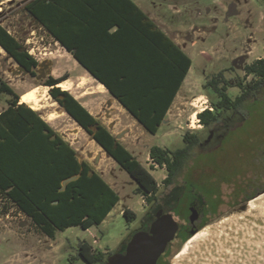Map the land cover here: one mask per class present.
<instances>
[{"label":"rangeland","instance_id":"rangeland-1","mask_svg":"<svg viewBox=\"0 0 264 264\" xmlns=\"http://www.w3.org/2000/svg\"><path fill=\"white\" fill-rule=\"evenodd\" d=\"M29 1L0 0V25L38 61L39 77L32 79L19 72L12 61L5 59L6 53L0 49V78L8 82L20 96L24 91L39 88L43 109L35 111L76 149L81 161H87L102 175L119 194L120 202L100 226H93L88 230L71 227L57 232L55 239L43 235L14 205L6 201L0 202V264H87L77 257L82 243L90 245L94 253L114 254L121 249L126 240L146 230L148 213L157 205L148 206L144 197L134 194L137 187L135 181L109 158L103 148L91 140V136L51 97L50 89L45 87L44 83L49 77L61 79L66 76V80L72 83L66 91L101 124L107 128L114 127L113 131L121 137L122 145L157 181L158 195L164 199L159 202V205H162L161 209L171 213L180 224L187 221L191 214L189 201L200 197L201 194L209 201V193L212 192L210 187L219 184L217 181L211 183V179L224 177V174L216 173L211 178V170H227L232 165H229L232 151L224 146L239 144L237 140L249 134L256 143H261L258 140H264V87L252 95L243 105L241 112L235 110L225 112L220 121L211 128L204 129L198 115L197 118L192 116L195 112L198 114L211 107V104L218 100L214 92L204 88L206 82L214 75L225 71L228 79L245 78L246 83L252 80V76L245 77V67L264 57V0H145L153 6L158 4V11L156 10L158 17L177 27L186 44V52L192 59V67L185 83L156 135L147 133L116 100L113 106H109V101H112L109 91L98 88L99 84L83 72L84 69L73 56L60 44L56 45L53 38L25 11V5ZM58 55L63 58H59ZM83 78L89 81L88 85L79 87V82ZM100 90L105 94L102 95ZM229 95L235 99L240 95V89L231 87ZM8 99L7 95L0 93V112L7 108ZM51 113L63 114L64 117L51 121L49 120ZM76 129L78 134H74ZM187 132H197L200 145L223 147L215 149L214 153L204 152L206 149L196 147L174 181L172 194L166 197L172 188L163 187L167 171L156 165L152 167L150 149L153 146L171 151L182 149L185 146L183 137ZM215 188L217 187L212 189L213 192ZM176 199L183 205L173 207V203L170 202ZM127 209L136 214L135 220L128 221L124 217V211ZM244 210L245 208L231 211L215 218L207 226H214L222 219L230 218ZM256 220L259 224L262 222V229L256 226L252 230L253 234L246 232L247 239L242 235L244 231L237 230L242 235L241 241L243 239L248 242L255 241L253 236L264 232V220L259 217H256ZM253 224V219H249L246 227L251 229ZM190 239L178 246L170 247L171 253L167 256L166 264L175 263L176 257ZM221 246V250L216 251L217 254L212 250L213 254L207 255L198 264H230L234 258L230 259L227 255L228 250L223 248L225 247L223 244ZM221 251L222 253H219ZM252 251L247 250L245 259L250 261ZM109 257L107 255L106 261Z\"/></svg>","mask_w":264,"mask_h":264},{"label":"trees","instance_id":"trees-1","mask_svg":"<svg viewBox=\"0 0 264 264\" xmlns=\"http://www.w3.org/2000/svg\"><path fill=\"white\" fill-rule=\"evenodd\" d=\"M96 1L105 6L102 7L103 13L109 11L115 20L128 18L133 8L138 18L155 26L132 0ZM96 1L30 0L25 5V11L79 65L87 69L80 55V21L87 8L94 6ZM115 5L119 8L117 12L112 8ZM157 32L162 41L152 39V49L160 50L158 55L151 53L147 56L143 55V50L141 53L139 50H128V56L121 54L119 72H90L150 135L158 133L192 66V60L186 53L164 33L159 30ZM0 45L28 70L38 64L27 51L20 52L24 49L22 44L1 25ZM246 76L253 78L248 83L244 82L245 78L231 80L222 71L206 82L204 88L214 92L218 100L198 113L204 129L218 123L225 112H241L252 95L264 87V57L245 67ZM66 79V76L61 79L51 78L46 85L56 86ZM231 87L240 89V95L235 99L229 95ZM0 92L9 97L8 108L0 113V202L14 205L50 239H55L58 231L71 227L88 230L100 226L120 202L119 194L88 162L79 160L77 151L38 112L26 104H19L20 96L10 86L3 83ZM50 94L77 125L135 181L137 187L134 194L144 197L148 206L157 204L148 213L147 231L155 220L156 212L161 209L160 200H164L158 195L159 185L153 175L72 94L58 87L52 88ZM183 140L185 146L175 151L158 146L150 149L152 167L156 165L167 170L164 186L174 184L201 142L197 132H187ZM75 176L77 179L63 184ZM178 201L176 199L170 204L173 203L175 208L182 206ZM123 215L128 221L136 219V214L129 209ZM190 237H185L184 241ZM130 239L125 241L118 252L125 251ZM107 255L112 253H94L90 245L82 243L77 257L87 264H104Z\"/></svg>","mask_w":264,"mask_h":264},{"label":"flooded vegetation","instance_id":"flooded-vegetation-1","mask_svg":"<svg viewBox=\"0 0 264 264\" xmlns=\"http://www.w3.org/2000/svg\"><path fill=\"white\" fill-rule=\"evenodd\" d=\"M0 49L6 53L5 59L7 61H12L16 65V67H18V68L21 67V68L26 69L25 72L22 71L21 73H25L27 76H29L32 79L39 77V74L37 72L39 63L35 67H32L31 69L28 70L15 57L9 55V53L7 51H5V49L1 45H0ZM26 51H27L26 49L25 50L22 49L20 52L24 53ZM30 55H32V54H30ZM50 79H51V77H49L45 80V82H44L45 85L50 81ZM3 83L10 86V84L8 82H6L2 78H0V87H2ZM57 85L58 84H56V86ZM56 86L46 85L45 87H47L51 90L52 88H54ZM20 98H21V96H20ZM19 104H22V103L19 102ZM7 108H8V103H7ZM2 112H0V113H2ZM213 132H214V130H213ZM227 135H228V132H226V135H225L226 139H227ZM60 136L64 139V137L62 135H60ZM255 139L258 140L259 137L255 138ZM237 141H239V144L235 143V144H229L228 146H224V148H227V149L232 151V157H231L232 159L229 161V165L230 164H232V165L227 170H214V169L211 170L212 171L211 178L216 173L217 174L222 173V174H224V177L221 176V177H216V178L211 179V183L213 181H217V182H219V184L217 186H213V188L217 187V188H215L216 190L214 192L212 190L213 188L210 187V189L212 191L209 193L210 200L208 201L207 198H205L201 194L200 197L192 198L189 201L191 214L188 217L187 221L180 224V229L178 232L179 234H177L172 245L178 246L179 244H182L184 242L185 237H187V236L192 237V232L198 233L205 226L210 224V222H212L215 218H219L223 215L228 214L231 211L233 212L234 210H240V209L243 210L244 208L246 210L249 201L255 199L256 197L260 196L261 194H264V140L263 139L258 140L261 143H256L254 141L253 137L251 136V134H249L246 137L240 138ZM70 146L73 147L71 144H70ZM198 146L200 148L206 149L204 152H208V153H214L215 149H219V148L223 147L222 145L218 146V145H200V144ZM103 151L105 152V150H103ZM78 158H79V156H78ZM109 158H111V157H109ZM182 170H181V172H182ZM94 171H96V170H94ZM96 173H98V172L96 171ZM99 175L101 176V174H99ZM172 186L173 185H171L169 187H172ZM163 187L169 188L167 186H164V184H163ZM173 190H174V188L172 187L169 195L172 194ZM210 212H213V213L210 214ZM58 232H60V231H58ZM186 241L187 240H185V242ZM263 244H264V242H263ZM170 247H168L166 252L162 255L163 257H161L159 259L158 264H166L167 256L171 253V252L169 253ZM241 250L243 251V253H242V251H240L241 254L237 253L239 258L237 256L230 257V258H234L232 264H238V262H239V264H243L241 257H243L244 253H247V251L245 250V248H243ZM253 252L256 253L257 255H259V254L262 255L264 253V248H262V249L257 248L255 250H253Z\"/></svg>","mask_w":264,"mask_h":264},{"label":"crops","instance_id":"crops-1","mask_svg":"<svg viewBox=\"0 0 264 264\" xmlns=\"http://www.w3.org/2000/svg\"><path fill=\"white\" fill-rule=\"evenodd\" d=\"M132 1L148 17V19L152 23H154V27L148 24L146 20L138 18L133 8H131V15L128 16V18L124 17L125 20L120 18L115 20L112 16L109 15V11H105V13H103L102 7L105 6H102L103 4L97 1L94 6L87 8L84 14L85 16L82 17V20L80 21V31L82 33L80 55L84 62L87 64L88 68L86 69L82 65L80 66L84 69L83 72L88 74L89 77L97 84L101 83L93 78L90 72L92 71L100 74H115L119 72L121 54H123L124 56H128V50H139L140 53L141 50H143V55L147 56L151 55V53L154 55H158L157 52H160V50L154 51L152 49V39H154L155 41L159 39V42L162 41V38H160L161 36L157 32L158 30L164 33L168 38L171 39V41L175 45H177L184 53L187 54L185 49L186 44H184L183 38L179 35L177 27L169 25L164 19L158 17L156 13V10L158 11V4L154 5V7L152 4H148L147 2H145V0ZM112 8H115V12L119 10L117 5ZM137 24H139V27ZM137 27L139 29H137ZM184 83L185 81L183 82V85ZM182 87L180 88V90L182 89ZM179 92L177 93V95L179 94ZM115 100L116 99L112 97L111 106H113V102ZM169 111L163 123L167 119ZM113 129L114 127H108V130L117 139L119 134L115 133ZM76 134H78V132ZM118 142L122 144V139L119 138Z\"/></svg>","mask_w":264,"mask_h":264},{"label":"bare ground","instance_id":"bare-ground-1","mask_svg":"<svg viewBox=\"0 0 264 264\" xmlns=\"http://www.w3.org/2000/svg\"><path fill=\"white\" fill-rule=\"evenodd\" d=\"M55 53L57 54L58 52L56 51ZM58 57L63 58V56L60 55H58ZM88 82L89 81L87 79L83 78L79 82V87L88 85ZM71 85L72 83L69 80H65L59 83L57 86L66 91L70 88ZM98 88L103 89L105 87L102 84H99ZM100 92L103 93L104 91L100 90ZM104 94L105 93H103L102 95ZM42 101H43L42 97L39 94V88L24 91L20 98V102L22 104H29L28 106H30L33 110L36 111L43 109ZM197 115H198L197 112H195L193 113L192 116L194 118H197ZM63 117H64L63 114L58 115V113L57 114L51 113L49 115V120L55 121L56 119H61ZM75 131H77V129ZM256 217H259L260 219L264 220V194H261L255 199L249 201L247 209L242 213H239L234 216H230V218L228 217L225 218L224 220L222 219L221 222L217 223L214 226L211 225L204 227V229H202L197 234H195L184 245L182 251L176 257V261L174 264H198L207 255H212L213 254V253L211 254L212 250H214L215 252L217 250H221L222 244L225 246L223 248H226V250H228L227 251L228 257H233V256L238 257L237 253L239 254L240 251H242L241 249L243 248H246L247 250L249 249V251L255 250L257 248L258 249L264 248V244H262L264 242L263 241L264 232H261L260 234H256V236H253L255 237V241L253 240L248 242L244 239L241 241L242 235L244 236L245 239H247V235L245 233L250 232L253 234L252 230H254L256 226H259L262 229V225H261L262 222L260 224L257 223ZM249 219H253L254 222V224L251 226V229H248L246 227V224L249 221ZM237 230L244 232L242 233V235H240V233ZM219 253H222V251ZM254 257H257V255L255 254ZM261 257L262 259L258 257L255 258L254 261H252V263L264 264L263 263L264 255H261ZM204 262L207 261L204 260ZM249 262H250L249 260L245 261L246 264H250Z\"/></svg>","mask_w":264,"mask_h":264},{"label":"water","instance_id":"water-1","mask_svg":"<svg viewBox=\"0 0 264 264\" xmlns=\"http://www.w3.org/2000/svg\"><path fill=\"white\" fill-rule=\"evenodd\" d=\"M18 71L25 72L26 69L19 67ZM108 104L110 106L112 101ZM119 138L121 137L118 136L117 141ZM75 179L77 176L66 180L63 184L66 185ZM179 229L180 223L175 220L174 216L159 209L149 229L134 234L127 243L125 251L110 255L104 264H158L168 246L175 240ZM195 234L197 232H192V236Z\"/></svg>","mask_w":264,"mask_h":264},{"label":"built area","instance_id":"built-area-1","mask_svg":"<svg viewBox=\"0 0 264 264\" xmlns=\"http://www.w3.org/2000/svg\"><path fill=\"white\" fill-rule=\"evenodd\" d=\"M245 250L247 251L246 248H245ZM250 253H251V252H250ZM245 254H246V253H244V256H243V260H244V261L242 260V263H243V264H244L245 261L247 260V259H245V256H246ZM251 254H252V257H251L250 262H249L250 264H253L252 261H254V259L257 258V257L260 258V259H262L261 254L257 255V254L254 253L253 251H252ZM255 254L257 255V257H254ZM262 255H264V253H263ZM241 259H242V257H241ZM245 264H246V263H245Z\"/></svg>","mask_w":264,"mask_h":264}]
</instances>
